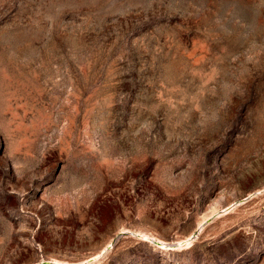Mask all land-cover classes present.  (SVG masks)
Returning a JSON list of instances; mask_svg holds the SVG:
<instances>
[{"label":"rangeland","instance_id":"1","mask_svg":"<svg viewBox=\"0 0 264 264\" xmlns=\"http://www.w3.org/2000/svg\"><path fill=\"white\" fill-rule=\"evenodd\" d=\"M0 264H264V0H0Z\"/></svg>","mask_w":264,"mask_h":264},{"label":"bare ground","instance_id":"2","mask_svg":"<svg viewBox=\"0 0 264 264\" xmlns=\"http://www.w3.org/2000/svg\"><path fill=\"white\" fill-rule=\"evenodd\" d=\"M199 229H201V225H199V227H198V229H197V230L199 231Z\"/></svg>","mask_w":264,"mask_h":264}]
</instances>
